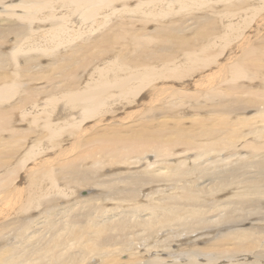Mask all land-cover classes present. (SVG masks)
<instances>
[{
	"label": "rangeland",
	"instance_id": "374dc122",
	"mask_svg": "<svg viewBox=\"0 0 264 264\" xmlns=\"http://www.w3.org/2000/svg\"><path fill=\"white\" fill-rule=\"evenodd\" d=\"M18 2L20 1L8 0L7 6L10 3ZM140 3H143L147 7L146 12L149 16L146 18L141 12L137 14L136 12L131 13L134 9L138 10V7L141 5ZM255 3L258 5L260 4L259 6L261 7L264 5V0H255ZM239 4V0H132V2L130 1L126 5L116 2L114 7H111L113 9L108 8L107 10L96 11L95 8L89 9V7L87 10L83 8L81 14L77 12L75 15L72 14L70 8L63 7V9H58L56 15H54L55 18H66L70 15L69 17L73 20H70L72 24L68 26V29L65 30L66 32H63L64 34L62 33V44L58 46V50L56 51L57 54L54 53L50 58L42 60L41 64L44 70L42 68V70L39 68H37V70L36 68L31 70L29 78L24 80L21 79L22 85L18 87L17 92L11 96L13 98H10L9 102L6 101L0 104V108L10 113L11 118L13 117V131L22 130L25 132L24 135L28 140H34L32 143H29L28 140L23 142L25 148L20 152L23 153L17 157L16 160L14 159V165L12 161V166H17V164H15L17 160L24 154L30 152V155L28 154V156H30L28 157L29 161L25 168L21 169L20 175H32V172L38 170L40 164H43L39 162L47 158L48 160L44 168L49 165L52 167L54 166L56 172L55 179H57V184H55V186H58L57 189L60 188L61 190L59 189L57 191L51 182H48L50 185L43 182L45 186L43 193L45 194L47 192L50 197L52 196L51 198L57 196L63 197L62 199H64V202L62 200L55 201L52 210L60 212L65 220H68L70 215L76 216V218L80 216L78 210H80V214L81 212L84 213L85 207L92 206L90 204L94 202L91 201V198L100 195L101 192L107 191L111 184L115 182L119 183V180L124 181L122 184H125V182L131 183L130 180L136 178L134 172L136 170L132 167L134 162H136L135 159H137L135 156L130 157V164L126 162L125 165L122 166L110 164L109 159L105 160L103 157H101L100 160L102 163L103 160L104 162L106 161V163H103L104 165L101 162L102 165H98V162L95 163L92 158L88 157L77 158L78 161H76V157L73 155L76 156L80 154V152L85 151L86 153V150L89 151L94 137L110 128H123V130L126 131L131 129V127L135 128L140 126L142 123H145L146 128H153L150 134L149 131L144 132L146 140L147 138L158 139V136L162 135L173 138L175 135L182 134L184 135L182 139L186 143H189V145L176 146L174 150L181 152L187 149L192 150L191 153L183 154L187 157V160L183 158L184 156H175L171 162H167L159 159V157L157 158L155 152L153 154L151 153L149 157L146 156L147 158L142 161L143 165L141 164V170H149L151 168L157 170L160 168L159 166H163L164 168L169 167L170 169L155 178V182L150 180V184L147 181L151 179V176L149 178L145 177L147 179H137V182L135 181L136 185H131L130 187H135L137 190H140L135 192L136 196L134 195L132 198L129 193L130 198L134 200H127L122 204L124 206L134 204L142 205L152 214L160 210V207L167 204L178 203L183 205L182 218L185 221V226L176 228L174 232H169L167 230L160 240L162 239L165 241V247H168L174 242L177 234H179V236L180 234H191L187 239L193 240L195 238H201L202 240L193 242L190 240H181L182 243H184L181 246L180 253H178L181 257L167 260L164 264H264V195L260 193V186H252L253 183L261 182L264 178V134L259 132L262 128L256 124V121H258L259 124L261 120L257 116L261 109H263L262 107H264L262 103L264 99V9L257 12L256 9L252 7L249 8V10L241 11V9H239L241 5ZM223 5L226 7L228 6L227 9L229 10L223 11ZM125 9L128 10L125 12ZM4 10L5 9L0 6V13H2V15L5 14ZM114 10H117V12L113 13ZM155 11L157 12L155 13ZM16 13L19 15L20 12ZM90 13H95V15L97 13L99 14L98 17H92L90 20H87L88 17H86V22L84 23L80 22L75 23V25L73 24L77 16L80 19ZM119 14L131 17V21L128 20L126 23L130 21L132 27L129 24L126 28L137 29L139 27V32L136 34L138 37L145 40L152 39L153 43L156 42V44L158 43L159 46L164 48L163 54L160 53L161 50L158 51L159 49H157V53H159L157 57L158 62L152 61L149 66H146L152 70V79L149 74L138 77L148 82L143 83L141 79L134 80L136 73L131 76L120 73V80L122 82L125 81L126 85H131L134 89V92L124 94L123 96L117 92V83L119 80L113 76L114 74H110L117 71L115 62L127 60L131 57L138 58L135 50H139L137 49L139 47L132 41L134 38L130 37L129 31H118L119 37H114L112 45L104 48V51L102 50L103 52L95 49L91 53V59L87 61L85 58L86 55L74 57L73 64H77L74 68L65 67L61 63L63 59L67 61L66 59L68 56L65 54H74L73 51H70V47L68 46H72L71 48L75 46L84 47L83 40L88 39L86 43L91 42L93 36L95 39V35L102 32V29H104L106 25L116 21V15L119 16ZM143 17L144 19L148 18L150 23L140 21ZM192 17L195 18L192 19ZM209 18L212 19L209 23L212 30H209L210 36L206 38L205 35L202 34L205 29L200 27L201 31H199V26L205 19L209 20ZM155 19L157 20L155 21ZM211 21L214 22L212 23ZM99 23L103 24L100 25ZM55 27L56 26H48V28L51 29ZM11 30H16L14 23L9 31ZM156 33L166 34L169 38L165 40L161 38L163 40L160 42L159 38L155 36ZM199 34L203 35L202 38ZM172 36L173 38L171 39L170 37ZM16 39L17 35L15 34L6 38H0V56H4V60L11 57L8 53L10 52L11 54L13 51L12 49ZM209 46H211L209 48L210 52L208 51ZM251 47H255L254 51L257 52L258 57L257 64L261 66L259 67L257 64V66H252L251 64L254 63L248 64L249 69H247L245 77L238 76L239 78L236 80L234 76L232 77V72H230L232 71V67H235L238 62L247 64L249 59L254 58L256 60V56L249 52L250 50L253 51ZM205 51H207V53L209 52L211 55H208ZM127 52L128 54H126ZM234 52L236 54H234ZM247 52L249 56H245ZM61 53L62 58L59 60L58 57L60 58ZM203 53H206L209 57H213L214 59H209V63L207 62V64H204L202 61L194 62L196 59L202 60V58L205 57ZM117 55H119L117 57L118 61L117 58H115ZM100 57L102 58L100 59ZM22 60L23 59H21V61H16L19 65L11 61L9 64L6 62V64L0 66L2 67L0 68V76H7L9 78L15 76L16 72L14 68L16 65L17 67H21ZM146 67H140L139 74H142L141 72L146 70ZM204 67L207 68L203 69ZM156 72H159V74H156ZM99 74H101L100 77L98 76ZM180 75L182 78L184 76L185 78L183 79L187 81L184 82ZM45 76L49 79H54L55 82L48 81V79L44 78ZM169 78L171 80H169ZM101 80L108 82L105 86L97 85V82ZM8 82L10 83L11 81ZM12 84H14V82H12ZM3 86L4 83L1 81L0 88ZM233 86L235 88L239 87L241 91L243 89V92L246 91L248 95L241 93L238 97L234 96L226 100H220L219 97L214 96L217 92H222L223 88H231ZM87 89L90 91H102V97L98 98L101 103L95 106L94 109L96 110L92 113V116L85 115L83 112L84 110L82 111V105L77 101H75L76 104L70 103L75 100L76 92L80 94V92L82 93ZM28 93H30L29 95L33 94L34 100L25 102L24 97H27ZM121 96L124 99H122ZM256 99L261 100L256 103ZM237 100L242 102L238 104ZM220 101L224 103L221 102V105ZM248 102H252L249 104L250 107L248 106L245 110L242 109V106L246 105ZM22 105L26 106L23 107ZM76 105L77 108H74ZM140 106L143 108V111ZM63 109L68 111V115ZM79 109L82 112H80ZM97 109L100 110L99 113H97ZM58 110L59 114H61L60 112L62 111L63 114L59 116L57 114ZM43 111L46 112L44 113ZM128 111L134 114L132 115L131 112L129 113ZM224 111L228 114V117L224 120L226 122L224 126L226 128H233L232 125L238 127L235 139L221 136L220 134L218 138H210L214 137L215 134L209 133L208 131L204 133L194 126L197 119H210V123H212L216 120L210 116ZM42 113H44V116H42ZM254 116V119H256L254 129H252L250 125L242 126L237 124L242 117L251 118ZM23 118H25V120L22 121L21 119ZM102 118H104L103 122H100ZM253 121L252 119L251 122ZM48 124L51 125L50 128H46ZM239 127H243L242 131ZM52 128L57 130L54 135L51 134ZM32 131L35 132L32 134ZM248 132L251 134H248ZM11 133L12 132L7 133L6 136L11 137V135H13ZM244 134H247V136ZM37 135L41 141L38 146L36 145L37 143L33 145L35 140H37ZM88 135L90 137H88ZM91 137L93 138L91 139ZM207 139L212 143L220 141L224 142V144H234L237 147L234 146L219 153L215 150L220 148H218V146L215 148L208 142L214 151L211 152V155L201 158L202 156L200 153L202 149H195V147L199 144H204V140L206 142ZM87 144L90 146L87 147ZM224 144L222 147H224ZM26 147H28V149ZM65 149H67L68 152ZM41 150L42 153L40 152ZM70 150L74 151V153ZM40 153L42 157L39 155ZM61 153L65 158L62 156L63 159H61L60 162H64L65 164L67 160L70 162L73 161L76 164L77 162L78 164L81 163V165H79L81 166L79 171H81L82 175H86L90 178L88 183L89 187H80L79 183L71 182L70 177H68L70 176L69 174L62 172L63 175H66H64V177L62 176L63 178L60 177L61 169H59V165L57 166L56 164ZM67 153L71 155H67ZM37 154L38 156L36 157ZM54 154L55 156H53ZM117 161L118 163L120 162L119 159H117ZM115 165L118 167H114ZM8 168L9 167L6 169L1 168L0 176L4 174ZM29 170L32 172L30 173ZM224 170H226V172ZM235 170L240 174L239 178H234L233 175L229 176L230 171L232 172ZM121 173L123 175L119 178ZM39 174L40 173L34 174L32 177L28 175L26 179H24L25 183L29 185V180L38 177ZM143 174L138 175L143 176ZM40 181L41 179H39V182ZM22 183L24 182L18 180V185ZM97 184H99L101 188L97 186ZM91 185L99 189L92 188ZM253 187L257 190H254ZM40 188H44L42 181L40 182ZM110 188L112 189L113 186ZM54 191H57L56 194ZM60 191L62 193L61 195L64 196L57 194L60 193ZM12 192H14V196H18L19 194L15 191ZM86 192H88V194H86ZM142 192L146 194L151 193L149 197H147L148 200H141L143 195ZM9 193H7V195ZM127 193L128 191H123V195ZM202 193H204L203 198L202 195H199L203 199L202 201L197 202L193 200L194 195ZM3 195L4 194H0V196ZM60 197L57 199H61ZM235 200H238L239 203L236 205V208H233L232 203ZM59 201H62L61 207H63L55 209L54 206ZM192 207L198 208L204 213L201 221L197 222L191 218L190 209ZM46 209L48 208L35 211L36 214L32 212V215L29 217L36 218L46 212ZM76 213L78 215H76ZM48 225H50V223ZM160 226L162 227L165 225L160 224L159 227ZM145 240L146 244L150 245V247L158 245L149 239ZM147 245L144 246V249H147ZM131 252L132 250L124 254H115L117 261L122 264L128 262ZM216 257H219L220 260H216ZM230 257L233 259L232 263H229ZM96 258L98 257H92L89 261ZM96 263L101 264L102 260L99 259ZM147 263L150 264V262H146L145 264Z\"/></svg>",
	"mask_w": 264,
	"mask_h": 264
},
{
	"label": "bare ground",
	"instance_id": "6f19581e",
	"mask_svg": "<svg viewBox=\"0 0 264 264\" xmlns=\"http://www.w3.org/2000/svg\"><path fill=\"white\" fill-rule=\"evenodd\" d=\"M19 1L20 2H18V3H10L7 6L8 0H0V6L5 9L4 10L5 14L3 13L4 15H2V13H0V38H6L12 34L17 35V39H16V41L14 43V47L12 49L13 51L11 52V54H10V52L8 53L9 55H11V57L6 58L4 60V56H0V66L6 64V62H7V64L11 63V61L12 62L14 61V63H16V61H21V59H23L21 67H17V65H19V64L16 63L17 65L14 68V70L16 72L15 76H13L12 78L11 77L9 78L7 76L6 77L0 76V82L2 81V83H4V86L0 88V104H2L3 102H6V101L9 102L10 98H13L11 96L15 92H17V88L22 85V83H21L22 80L30 77L31 70H34L35 68L37 70V68L41 69L43 67L41 64L42 60H46L47 58H50V56H52L54 53L57 54V52H56L58 50L57 48L59 45L62 44V42H61V39L63 37L62 33L66 32L65 30H67L68 26L72 24L70 22V20H73V19H71V17H69L70 15H68V17H66V18L65 17L55 18L54 15H56L58 9H63V7L70 8V10L72 11V14L75 15V13H77V12L79 14H81V11L83 8H86V10H87L90 7L89 9L95 8L96 11H99V10H107L108 8L110 9L112 6L114 7V4L116 2H120V3H122V5H126L130 1L132 2V0H19ZM239 2H240L239 5H241V7L239 9H241V11L242 10H249V8H252V7L254 9H256L257 12H260L261 10L264 9V5L261 4L262 6L260 7L259 6L260 4L258 5L257 3H255V0H239ZM140 4L141 5H140V7H138V10L134 9V11H131V13L136 12V14H137L138 12H141L145 18L148 17L149 14H147V12H146L147 7L143 3H140ZM225 5H223V8H222L223 11L229 10V9H227L228 6L226 7ZM237 5H238V3H237ZM233 6H236V5H233ZM111 9H113V8H111ZM127 10L128 9H125L124 11L126 12ZM129 10H132V9H129ZM68 11H65V12H68ZM12 12H14V13H12ZM16 12H20L19 15ZM115 12H117V10L113 11V13H115ZM156 12L157 11H155V13ZM99 13H97L96 15H95V13H90L83 18L80 16L81 17L80 19L77 16L75 18V20L73 21V24L75 25V23H80V22L84 23V22H86L85 21L86 17H88L87 20H90V18H92V17H94V18L98 17ZM120 13H122V12H120ZM3 16H5V17H3ZM121 16H122L121 14H119V16L116 15L117 20L114 21L112 24L106 25V27L104 29H102V32L95 35V39L93 36V39L91 40V42L86 43V41L88 39L83 40L84 47L75 46L74 48H71L72 46H68V47H70L69 48L70 51L71 52L73 51L74 54H65L64 53L66 56H68L66 59L67 61H65L63 59L61 63L65 67L74 68L75 65L77 66V64H73L74 57L86 55L85 58L87 61V60L91 59L90 58L91 53L95 49L97 51L103 52L104 48H107L110 45H112V43L114 41V37L115 36L119 37V35L117 33L118 31H120V32H122L123 30L129 31L130 37L134 38V39H132V41H134L135 44H137V47H139V48H137L139 50H135L137 57L139 59L131 57L127 60L115 62L117 65V68H116L117 71L115 73L110 74V75L114 74L113 76L119 80V82L117 83V90H118L117 92H119L120 95L122 94V96H123L124 94H129V93L134 92V89L132 88L131 85H129V86L126 85L125 81L122 82L120 80V78H121L120 73H125L128 76H131V75L136 73V76H134V80L135 79L140 80L141 78H138V77H140L141 75L149 74V76L152 79V77H153V73H151L152 70L147 68L146 66H149L152 61L158 62L157 57H158L159 53H157V52L161 50L160 53L163 54L164 48L159 46L158 43L156 44V42L153 43L152 39H146L145 40V39H141L140 37H138L136 34L139 32V29H138L139 27L138 28L136 27L137 29L126 28L130 24L131 17H129V16L127 17L125 15H123L122 17ZM144 17L142 19H140V21L150 23L148 18L144 19ZM138 18H140V17H138ZM194 18L195 17H192V19H194ZM207 19H205L204 22L202 21L203 23L199 26V28L202 27L203 29H205V31L203 30L205 34L204 33H202V34L205 35L206 38L210 36L209 30H212V28L209 26L210 20H212V19H210V18H209V20H207ZM128 20H130V21L126 23V21H128ZM156 20L157 19H155V21ZM13 23L15 24L16 30L9 31ZM138 23H139V21H138ZM99 24L102 25L103 23H99ZM130 25L132 27V23ZM133 25H135V24H133ZM48 26H56V27L54 29H51V28H48ZM199 31H201V28ZM202 34H199V36L201 38L203 36ZM149 35H150V33H149ZM155 36L159 38L160 42H162L163 39L165 40V39L169 38V37H167L166 34H162V33L161 34L156 33ZM178 36H180V35H178ZM161 38H163V39H161ZM170 38L172 39L173 36ZM235 41H236V39H235ZM210 47L211 46H209L208 49ZM0 48H1V45H0ZM252 48H253V51L250 50L249 52L254 54V56H256V60L254 58L249 59L248 60L249 62L247 61L248 62L247 64H245L244 62H238L235 67H232V71H230V72H232V77L234 76L236 78V80L240 76L245 77V75H246L245 73L247 72V69H249L248 64L254 63V64H251L252 66H254L258 63L257 52L254 51L255 47H251V49ZM157 49H159V50L157 51ZM208 51L210 52V49ZM129 52H131V51H129ZM205 52L207 53V51H205ZM209 52L207 54L211 55ZM111 53H113V52H111ZM206 53H203L205 57H203L202 60L196 59V60H194V62H197V61L201 62L202 61L204 64H207L209 59H214L213 57H209ZM216 53H218V52H216ZM237 53H239V52H237ZM126 54H128V52ZM234 54H236V53L234 52ZM248 54L249 53L247 52L245 54V56H249ZM61 55H62V53L60 54V58L58 57L59 60L62 58ZM123 55H124V53H123ZM118 56L119 55H117L115 58H117ZM143 57H145V58H143ZM101 58L102 57H100V59ZM199 58H201V57H199ZM57 60H55V61H57ZM117 61H118V58H117ZM95 62H97V61H95ZM231 64H232V62H231ZM140 67H146L147 69L142 71L141 72L142 74H139V72H140L139 68ZM0 68H2V67H0ZM205 68H207V67H204L203 69H205ZM229 70H231V69H229ZM110 72H112V71H110ZM209 72H211V71H209ZM107 74H109V73H107ZM156 74H159V72H156ZM156 74H155V77H156ZM217 74H219V73H217ZM98 76L100 77L101 74H99ZM160 76H162V75H160ZM226 76H228V75H226ZM44 78L48 79V81H50V82H55L54 79H49L46 76ZM181 78H182V76H181ZM183 78H185V77L183 76ZM107 80H108V78H107ZM141 80L143 83L148 82L144 79H141ZM169 80H171V79L169 78ZM183 80H184V82L187 81V80L185 81V79H183ZM8 81H11V82L9 83ZM108 81L101 80L100 82H97V85L105 86ZM12 82H14V84H12ZM35 85H37V84H35ZM31 91H33V90H31ZM30 93L27 94L28 95L27 97H24L25 102L34 100V97L32 96L33 94L29 95ZM241 93L247 94L246 91L243 92V89L241 91L239 87L235 88L233 86L231 88H223L222 92H217V94L214 96L219 97L220 100H222V99L226 100V99H230L231 97H234V96L238 97ZM134 96H136V95H134ZM75 97H76L75 100H73L71 102L69 101V102L72 104H76L75 101H77L78 103H80L82 105V107H83L82 111L84 110L83 112L85 113V115H91L92 116V113H94V111L96 110V109H94L95 106L98 103H101L98 100V98L102 97V91H94V90L90 91L87 89L86 91H84L82 93L80 92V94H78L76 92ZM126 97H128V96H126ZM263 98H264V95H263ZM122 99H124V98L122 97ZM214 99H216V98H214ZM259 100H261V99H256V103H258ZM38 101H39V99H38ZM227 101H225V102H227ZM221 102L224 103L223 101H220V104H221ZM240 102H242V101L237 100L238 104ZM121 103H123V102H121ZM251 103L252 102L246 103V105L242 106V109H244V110L247 109L249 104H251ZM262 103L264 104V99H263ZM217 104H219V103H217ZM221 105H219V106H221ZM22 106L25 107L26 105H22ZM40 106H41V104H40ZM61 107H62V105H61ZM75 107L77 108V105L74 106V108ZM244 107H246V108H244ZM262 108L263 109H261L260 113L257 116L261 119L259 124H258V121H256V119H254L255 116L251 117V118H245V117L243 118L242 117V119H239L237 124L242 125V126L250 125L252 127V129H254V126H255L254 123L256 121V124L260 128H262V130L259 132L264 134V107H262ZM59 110H58L57 114L60 116L61 114H63L62 113L63 111L60 112L61 114H59ZM68 110H70V109H68ZM141 110L143 111V108ZM82 111L80 110V112H82ZM99 111L100 110H98L97 113H99ZM132 111H134V110H132ZM65 112L68 115V111H65ZM44 113H42V116H44L43 115ZM131 114H132V112H131ZM136 114H137V112H136ZM227 115L228 114L225 113V111L222 113H215V114L211 115L210 117L215 118L216 121L210 123V119L209 120L197 119L196 124L194 126L196 127V129H198L204 133L207 131L209 133H214L215 136L210 137V138H218V136L220 134L221 136L230 137L231 139H235V134L237 133L238 127L236 125H232L233 128H226L224 126L226 124V122L224 120H226V118L228 117ZM10 118H11L10 113H7L6 111H4L3 109L0 108V170H1V168L6 169L7 167H9L7 169V171L4 170L5 171L4 174H2L0 176V194H4L3 196H0V264H86L90 258L96 257V256L102 260L101 264H122L121 262L117 261L115 254H124V253H127L129 250H132V252L130 253V259L128 260V262H124V264H145L146 262H150V264H164L167 260L177 259V258L181 257L178 255V253H180V251H181V246L184 244V243H182L181 240H183V239L186 241L190 240L191 242L202 240L201 238H195L193 240L187 239L188 236L191 234H186V235L180 234V236H179V234H177V236H175L176 239L174 240V242H172V244H170L168 247H165V245H164L165 241H163L162 239L160 240V238H162V236L164 235V233L167 230L169 232H171V231L174 232L176 230V228L185 226V224H184L185 221L182 218L183 205H181V204L176 203V204L164 205V206L160 207V210L154 212L153 214L150 213L148 211V209H145L144 206H142V205L134 204V205L124 206L122 204L123 202H126L127 200H131V201L134 200L131 198L134 197L135 192H138L140 189L138 188L139 190H137L135 187L131 188L130 186L131 185L135 186L137 179H143V178L147 179L145 177L149 178L151 176V179H149L147 181L150 184L151 181L155 182V178L159 177L160 174L165 173V171L166 172L169 171V169H170L169 167L164 168L163 166H159L160 168L158 167L159 169H157V170L152 169V168L149 170H141L142 169L141 166L143 165L142 161H143V159L147 158L146 156L149 157L151 155V153L153 154L155 152V155L157 158L159 157V159L165 160L167 162H171L175 158V156H181V157L184 156L183 158L185 160H187V157H185V155H183V154L191 153L192 150L187 149V150L182 151V152L174 150V148L176 146L189 145V143H186L182 139V137H184V135L178 134V135H175L173 138H170L169 136L162 135V136H158V139L147 138V140H146V135L144 134V132L149 131V134H150V133H152L153 128H146L145 123H142L140 126H137L135 128L131 127V129H128L126 131H124L123 128L122 129L110 128L109 130H107L105 132L102 131L103 133L97 135L96 137L93 136L94 138L91 137V139L93 138L91 148L89 147V151L86 150V153L84 151V152H80V154L76 153L77 154L76 156L73 155L74 157H76V159H75L76 161H78V159H80V158L88 157V158H92V160H94L95 163L98 162V165H99L102 163L100 158L103 157V159H105V160L109 159L110 164H117V165L122 166V165H125L126 162H129V164H130L131 163L130 157L135 156V158H137V159H135L136 162H134V165L132 167L136 170V171H134L136 174V176H135L136 178L131 177L132 178V180H130L131 183L125 182V184H122V182H124L122 180H119L120 181L119 183H116L115 181H113L115 183L110 185V187L113 186L112 189L109 187L110 189L108 188L107 191L101 192L100 195L94 196L93 198H91V201H94V202L92 204H90L92 206L85 207V211L82 209L84 211V213L81 212V214L83 213L82 216L79 213L80 210H78V214L80 215L77 217L78 219L76 218V216L70 215L68 220H65L64 216L61 215L60 212L52 210L53 203L57 200L63 201L64 200V199H62L63 197L61 198L60 196L56 195L57 197L51 198L52 196L50 197L47 194V192L45 194L43 193L45 190V186H44L45 182L47 183V185H50V184H48V182H51V184L53 185V187H55V189L57 191L60 189V188L57 189L58 186L57 187L55 186V184H57V179H55L56 178V174H55L56 172H55L54 166L52 167L51 165L47 164L49 166H46L44 168L48 159L46 158L45 160H41L39 163H43V164H40V168L38 170H35V172H32L29 170L30 173L32 172V175L40 173L38 177H35L36 179L31 178L29 180V185L26 184L25 180H24V179H26V177L29 174L27 176H21L20 172H21V169H24L25 166L27 165V163L29 161L28 157H30V156H28V154L30 155V152L24 154L22 157H20L17 160V163H15V164H17V166H12V161H13V165H14V159L16 160L17 157H19L23 153V152L20 153L25 148L23 142L27 141L28 138H26V136L24 135L25 132L22 130H14L13 131L12 125H14L13 124L14 121H13V117L11 119ZM103 119L104 118H102V120L100 122H103ZM229 119H230V117H229ZM252 119L254 120L253 122H251ZM21 120L23 121V120H25V118H23ZM66 122H67V120H66ZM50 126L51 125L48 124V125H46V128H50ZM94 128H95V126H94ZM242 128L243 127H239V129L241 131H242ZM124 129H126V128H124ZM56 131L57 130L52 128L51 134H53V135L56 134ZM10 132H12L11 134H13V135H11V137L6 136V134L10 133ZM34 132L35 131H32L31 133L33 134ZM255 132H257V131H255ZM248 134H251V133L248 132ZM244 135L247 136V134H244ZM88 137H90V136L88 135ZM30 138H31V136H30ZM86 140H88V139H86ZM28 142L32 143V142H34V140H28ZM206 142L204 140V144H199L195 147V149H199V150L202 149L201 150L202 152L200 153L202 156V157L200 156L201 158H203V156L207 157V155L212 154L211 152L214 151L212 146L215 148H217V146H218V148H220V149L215 150V151H217L219 153H221L223 150H228V148H231L234 146L237 147L234 144H224V142H220V141H218L217 143H212L208 139L206 140ZM208 142H210L212 146H210L208 144ZM40 143H41V141L37 135V140H35V143L33 145L36 144L38 146V145H40ZM82 143H83V141H82ZM89 144H87V147L90 146ZM223 144H224V147H222ZM33 145H32V147H33ZM72 145H73V143H72ZM80 145H81V143H80ZM73 147H76V146H73ZM87 147H86V149H87ZM243 147H244V145H243ZM26 148L28 149V147H26ZM38 148H41V147H38ZM71 149L75 150L73 148H71ZM65 150L67 151V149H65ZM72 150H70V151H72ZM43 151H45V150H43ZM40 152L42 153V150ZM41 153L39 155H41V157H42ZM72 153H74V151H72ZM55 154L53 156H55ZM102 154H105V155H102ZM67 155H71V154L67 153ZM37 156H38V154L36 155V157ZM62 156L63 155L61 153L60 157L58 158V162L56 164L57 166L59 165L58 167H59V169H61V173H60L61 176L60 177L63 178L64 175L69 174L70 176H68V177H70L71 182L79 183L80 187H87V186L89 187L88 183L90 181V178H88L86 175H82L81 171H79V169L81 167L79 165H81V163L78 164V162H77V164H76L73 161L70 162V161H67L66 159H64V160H66V163L64 164V162L63 163L60 162L61 159L65 158L64 156L62 158ZM66 157H68V156H66ZM71 159H73V158H71ZM117 159H119V161H120L119 163H118ZM35 160H37V159H35ZM55 161H57V160H55ZM79 162H80V160H79ZM103 163H106V161L104 162V160H103ZM18 164H20V165H18ZM256 164H258V163H256ZM77 165L79 166V168ZM117 165H115L114 167H118ZM163 165H165V164H163ZM43 169H45V170H43ZM134 169H131V170H134ZM232 170H233V168H232ZM224 171L226 172V170H224ZM62 172L66 173V174L63 175ZM143 173H145V174H143ZM138 174H140V175L143 174V176H139ZM32 175H29V176L32 177ZM121 175H123V174L121 173L119 175L120 176L119 178H121ZM232 175L234 176V178L240 177V174L236 170L232 171V172L230 171L229 176H232ZM53 176H55V177H53ZM22 177H25V178H22ZM39 179H41L44 188H40V182L41 181L39 182ZM18 180H20V182H24V183H22L21 185H18ZM126 185H127V187H126ZM257 185L261 187L260 193L264 195V178L261 180V182H257V183L252 184V186H257ZM97 186L100 187L99 184H97ZM34 187H36V188H34ZM47 188H48V186H47ZM62 188H64V187H62ZM92 188L99 189L95 186H92ZM32 189H34V190H32ZM253 189L257 190L254 187H253ZM11 190L15 191L17 194L19 193L18 196H14L13 195L14 192H12ZM57 191H54L55 194ZM123 191H128V193L123 195ZM7 193H9L10 195L9 194L7 195ZM129 193L131 194V198H130ZM142 193H143V195H142L141 200H143V199H144V201L148 200L147 197H149V195L151 193H149V194H146L144 192H142ZM55 194H52V195H55ZM57 194L61 195L62 193L60 191V193H57ZM86 194H88V192H86ZM203 194L204 193L194 195L193 200L197 201V202L202 201L203 200L202 199ZM199 195H202V198ZM43 196H44V198H43ZM61 196H64V195H61ZM59 197L61 199H57ZM62 201H59L54 206V208L55 209L56 208H58V209L62 208L63 207V206L61 207ZM89 201H90V199H89ZM238 203H239L238 200L233 201L232 207L236 208V205H238ZM111 204H114V205H111ZM44 208H48V209H46V212L42 213L40 216H38L36 218L35 217L30 218L29 217L30 215H32V212H33V214H36L35 211H39L41 209L44 210ZM190 212H191L190 216L194 221L198 222V221H201V219L203 218L204 213L198 208L192 207L190 209ZM78 214L76 213V215H78ZM49 223H50V225H48ZM160 224L165 225V226L159 227ZM144 236H145V238H144ZM145 239H149L150 241L155 242L158 245L150 247V245L146 244ZM146 245H147V249H144V246H146ZM151 257H154V258H151ZM98 258L89 261L87 264H97L96 261H99ZM231 258L232 257H230V259H229V263L233 262V259H231ZM216 260H220V258L216 257Z\"/></svg>",
	"mask_w": 264,
	"mask_h": 264
}]
</instances>
